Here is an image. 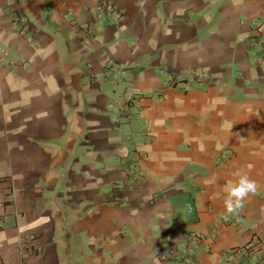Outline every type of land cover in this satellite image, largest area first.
I'll return each mask as SVG.
<instances>
[{"label":"crops","instance_id":"obj_1","mask_svg":"<svg viewBox=\"0 0 264 264\" xmlns=\"http://www.w3.org/2000/svg\"><path fill=\"white\" fill-rule=\"evenodd\" d=\"M102 1L0 0V264H175L190 233L227 264L264 240V0H110L96 26ZM243 174L260 190L228 214Z\"/></svg>","mask_w":264,"mask_h":264},{"label":"built area","instance_id":"obj_2","mask_svg":"<svg viewBox=\"0 0 264 264\" xmlns=\"http://www.w3.org/2000/svg\"><path fill=\"white\" fill-rule=\"evenodd\" d=\"M119 17L120 15L113 3L110 0H106L98 4L94 20L96 26H101L108 21L114 19L116 20ZM79 37L82 45H89L95 38L93 33L87 30L85 26H83V32ZM260 45L261 41L259 39L256 40L255 46L259 47ZM118 77H121L120 65L110 60L108 62V73L104 76V78L113 84L116 79H119ZM169 86L178 87L182 90L188 89V84H186L180 77L172 75L169 77ZM109 105L110 108H112L118 115L116 122L121 120L129 122L130 119L136 116L139 112L140 99L139 96L134 93L133 90L127 86V84H125L122 86L119 93L112 96L109 101ZM147 130L148 128H145L143 135L145 140L148 142L149 134ZM142 158L144 159L143 155ZM129 174L132 175L134 179L140 178L144 175V173L139 169L136 171L129 170ZM116 189L117 186H111V191H115ZM214 236L215 234L211 235L212 238H214ZM186 239L187 245L184 248L183 253H173L175 264H197L192 257V254H194L193 248L202 244V242L206 240V237L203 234L190 233L186 236ZM221 257L227 264H264V240L254 238L240 248L222 253Z\"/></svg>","mask_w":264,"mask_h":264},{"label":"clouds","instance_id":"obj_3","mask_svg":"<svg viewBox=\"0 0 264 264\" xmlns=\"http://www.w3.org/2000/svg\"><path fill=\"white\" fill-rule=\"evenodd\" d=\"M260 190V185L248 174L240 176L228 191L227 198L224 201V207L228 214H238L244 207V202L251 196H255Z\"/></svg>","mask_w":264,"mask_h":264}]
</instances>
